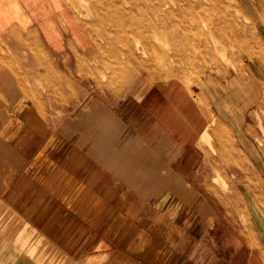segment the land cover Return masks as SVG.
<instances>
[{"label": "rangeland", "instance_id": "374dc122", "mask_svg": "<svg viewBox=\"0 0 264 264\" xmlns=\"http://www.w3.org/2000/svg\"><path fill=\"white\" fill-rule=\"evenodd\" d=\"M63 1L64 19L56 28L60 41H47L36 29L14 28L0 35V81L17 84L18 107L31 106L39 116L50 117L37 122L42 133L38 143H49L53 132L64 127L67 144H130L121 135L126 130L140 138L133 143L157 140L174 149L140 115V121L124 119L129 115L121 96L136 84L180 80L201 105H208L210 94L219 109L210 115L211 140L201 139L199 180L204 181L199 186L215 198L220 191L221 209L237 212L238 217L230 218L251 234L248 211L255 196L264 209V0ZM0 98L11 102L2 94ZM25 127L22 120L0 121V147L12 141L24 145L25 136L5 134ZM236 133L252 150L240 159L241 166L246 161L251 166L246 170L230 158L239 143ZM250 185L257 195L246 193ZM119 224L133 226L135 220L119 218ZM222 225L225 230L215 234L204 258H216L222 248L228 251L237 243L228 221ZM82 237L80 249H60L66 264H105V233L97 234V242L89 233ZM102 241L103 247L97 246ZM27 253L36 255V250ZM3 259L33 264L12 250Z\"/></svg>", "mask_w": 264, "mask_h": 264}, {"label": "crops", "instance_id": "0c3cea01", "mask_svg": "<svg viewBox=\"0 0 264 264\" xmlns=\"http://www.w3.org/2000/svg\"><path fill=\"white\" fill-rule=\"evenodd\" d=\"M64 6L63 0H0V35L14 28L36 29L47 41L58 42ZM17 89L13 81H0V95L11 101L7 105L0 98V121L27 122L25 129L15 130L19 134L12 128L5 134L25 136L24 145L12 141L0 147V264L10 263L3 261L9 250L33 264H66L60 249H80L83 233L95 242L97 234L105 233V264H264V209L258 208L257 196L250 203L252 230L247 234L230 218L237 212L221 209V192L215 198L199 186L204 181L199 180L202 134L211 113L219 111L213 96L203 106L180 80L136 84L121 96L129 115L124 119L140 121V115L175 148H163L157 140L133 143L140 138L126 130L121 135L130 144L123 139L119 145L82 146L65 143L64 127L53 132L49 143H38L37 122L50 117L39 116L31 106L18 107ZM235 138L239 143L231 148V161L251 168L248 161L241 166L240 159L252 150L237 133ZM247 192L257 195L251 185ZM124 217L135 225H120ZM222 221H228L237 243L206 259L215 234L225 230Z\"/></svg>", "mask_w": 264, "mask_h": 264}, {"label": "bare ground", "instance_id": "6f19581e", "mask_svg": "<svg viewBox=\"0 0 264 264\" xmlns=\"http://www.w3.org/2000/svg\"><path fill=\"white\" fill-rule=\"evenodd\" d=\"M167 1V0H166ZM165 4H166V2H165ZM169 4V3H168ZM167 5V4H166ZM165 5V6H166ZM161 6V5H160ZM162 7V6H161ZM170 7V6H169ZM204 25V24H203ZM209 130H210V128H209ZM208 129H207V131L204 133V134H202L203 136H202V140L203 141H206V142H209L210 140H211V138H212V135H211V132L209 131Z\"/></svg>", "mask_w": 264, "mask_h": 264}]
</instances>
